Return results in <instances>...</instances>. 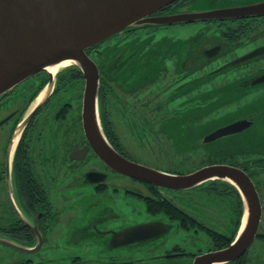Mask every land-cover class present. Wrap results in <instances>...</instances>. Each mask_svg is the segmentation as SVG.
Masks as SVG:
<instances>
[{
	"label": "flooded vegetation",
	"instance_id": "flooded-vegetation-1",
	"mask_svg": "<svg viewBox=\"0 0 264 264\" xmlns=\"http://www.w3.org/2000/svg\"><path fill=\"white\" fill-rule=\"evenodd\" d=\"M195 1H177L152 16L187 13L186 6ZM261 1L264 0H211V5L215 9ZM197 22L203 23L205 28L196 41L192 39L181 44L173 39V34L168 31L178 24H172L156 25L149 30L154 32L152 37L141 34L121 46L116 41H109L92 47L88 55L98 65L100 76H107L111 85L104 87L107 92L104 100L99 99L100 121L101 124H112L116 135L119 123H136L140 125V134L147 131L148 136L152 132L156 145L167 152L168 143L172 142L170 126L183 123L188 130V85H196L201 78V82H205L202 89L213 91L214 78L224 75L230 68L244 66L235 84L237 88L243 86L256 92L255 100L222 106L220 102L212 103L215 100L213 93L203 108L209 107L213 111L214 121L219 123L216 128L243 118L254 119V125L242 134L218 141V147L213 150L207 149L202 161L204 165L199 168L226 164L242 169L252 179L263 211L255 241L247 253L255 254L259 257L258 262L264 264V180L260 179L264 174V55L223 68L264 46V16ZM148 29H144L145 32ZM147 39L152 40L151 45L147 44ZM133 41H137V47L132 52ZM249 44H253L251 49L235 54L236 50ZM151 49L152 54L147 52ZM217 59H225L223 66L209 68ZM72 71L70 67L56 73L38 72L0 95V264H64L50 255L62 245L63 250L77 251L64 257L68 260L66 264H193L198 255L227 248L234 240L228 246L218 247L214 239L223 238V233L209 227L188 208L194 196L211 197L212 201L222 196L227 200V195L234 190L227 186L226 194L223 185L230 183L214 179L199 188L177 191L114 171L98 157L85 134L82 118L85 79L82 85L80 72ZM199 72L203 75H197ZM108 101L109 104H102ZM146 110H153L152 115L149 111L146 116ZM232 115H236V119L226 122ZM181 135L182 132L178 136L180 141L176 138L175 150L187 153V139L182 140ZM106 137L121 155L149 166L133 155L120 139L117 141L108 134ZM162 137L167 139L163 144L159 142ZM182 145L183 150H180ZM211 155L228 160L215 163ZM158 169L169 172L175 168L161 166ZM116 178H119L117 182ZM124 178L129 182H124ZM76 181L80 184L76 185ZM211 184L220 189L214 190ZM54 194H59L77 214L72 212L65 218L58 209L61 202L52 199ZM133 197L144 204L147 217L140 224L121 225L119 221L125 213H116L114 209L125 208L130 214H136L129 206L133 202L128 199ZM81 202L87 203V207L81 208ZM218 202L227 219L238 216V205L230 208ZM86 215L82 226L74 225L77 217ZM112 218L114 227H101ZM188 219L196 229H188ZM148 223H158L162 227L154 238L120 246L112 244L115 237L119 240L117 235L125 229ZM181 232L187 237L188 232L191 235L205 233L209 243L191 251L175 237L171 246L163 245L169 237ZM230 237L231 232L225 239ZM87 239L104 243L105 250L99 252L96 260L82 257L83 243ZM6 241L25 248V251L6 245ZM147 246L161 249L129 259H120L113 254ZM246 254L228 264H243Z\"/></svg>",
	"mask_w": 264,
	"mask_h": 264
},
{
	"label": "water",
	"instance_id": "water-1",
	"mask_svg": "<svg viewBox=\"0 0 264 264\" xmlns=\"http://www.w3.org/2000/svg\"><path fill=\"white\" fill-rule=\"evenodd\" d=\"M177 1L180 0H0V95L30 76L48 71V66L61 62L78 66L85 79L82 104L85 134L95 153L110 168L139 181L177 191L189 190L214 179L226 180L237 188L243 201V214L235 242L227 248L198 255L193 262L228 264L250 249L262 217L260 196L247 173L238 167L213 164L188 174H173L130 160L106 138L99 116L101 76L98 65L87 54L88 49L134 28L264 16V1L152 16ZM261 55H264V46L223 68ZM253 125L254 119L243 118L218 128L215 126L216 129L206 133L197 143L201 146L216 143L242 134ZM161 229L158 223L129 227L119 233V240L115 237L112 244L120 246L151 239ZM4 243L25 251L10 241Z\"/></svg>",
	"mask_w": 264,
	"mask_h": 264
},
{
	"label": "rangeland",
	"instance_id": "rangeland-1",
	"mask_svg": "<svg viewBox=\"0 0 264 264\" xmlns=\"http://www.w3.org/2000/svg\"><path fill=\"white\" fill-rule=\"evenodd\" d=\"M187 11L188 12H199V11H208L213 8V5H211V0H197L193 2L192 4L187 5ZM205 28V25L201 22L197 23H191V24H178L176 26H173L168 32L173 34V39L176 41L182 43L188 42L190 40L196 41L199 36L200 32ZM145 30H140V34L145 35ZM165 32H162L164 34ZM154 32H152L151 37L153 36ZM161 35V32H159L158 36ZM253 44L245 45L238 50L235 51V54H243L245 51L251 49V46ZM213 65H211L209 68H218L221 67V65L225 62V59H217L213 61ZM264 64V61L262 62V65ZM223 66V65H222ZM264 67V65H263ZM63 69V68H62ZM67 69V68H66ZM245 69L244 66H238L234 68H230L227 70L224 75H221L220 77H216L213 79L215 86L212 87L213 92L215 94V100L213 102H220V105H230L238 102H247V101H253L256 98V92L252 91L251 89H248L247 87H236V80L238 79L240 73ZM207 70V68L205 69ZM197 75H203L202 72H199ZM238 84V83H237ZM264 98V97H263ZM227 103V104H225ZM212 106V105H211ZM179 110V109H178ZM151 112V114L149 113ZM153 110H146L145 114L148 116L152 115ZM236 119V115H232L227 118L226 122H229L231 120ZM217 124V123H216ZM140 125L133 124H122L119 123L117 125L118 131L117 136L119 137L120 141L124 143L130 152L135 155L137 158H140L142 162L147 163L149 166H154L153 168H160L161 166H165L167 169L170 167H180L182 166V169H188V166H190L191 162H199L203 158V156L198 155H192V157H189L188 152H184L183 145L180 146V150H183L182 152H177L175 150L176 148V138L177 141H180L178 136L181 134V139L185 140L187 139L188 143V130L186 129L185 125L183 123H179L178 125H171L170 128V137L172 139V142L168 143V150L167 152L160 146L156 145V139L153 138L152 132H149L148 136L147 131L144 134H140L138 127ZM204 127L197 128L193 133L194 137L200 136L204 132ZM167 139L162 137L159 142L162 144L166 142ZM206 151V150H205ZM165 154L172 155L171 158L166 156ZM163 171V170H162ZM168 172V171H166ZM176 174H182V173H176ZM261 180H264V174L260 177ZM119 180V178H116V182ZM124 182H129L126 180V178L123 179ZM120 182V181H119ZM76 181V185H79ZM146 192V191H145ZM134 199H128L130 202H133L132 205H129L130 207H133V211H136V214L131 213L129 210H126L125 208H118L115 207L116 213H125V217L119 223L124 226H132L134 224H140L142 221H145L147 215H146V208L144 204L141 202L140 199L133 197ZM209 198V199H207ZM53 201H60L61 206H59V210L65 214V218H68L67 215L74 212L76 213V209L69 208V203L64 201L59 194H54L52 197ZM213 199L211 197H204L202 199L194 196V201L191 206H189L188 210L197 216L201 221H205V223L214 229H217L223 234H228L232 230L231 221L226 218L225 213L220 208V203L217 199L212 201ZM87 203L81 202L80 206L81 208L87 207ZM92 212H94V207H92ZM208 215H207V213ZM140 213V214H138ZM77 214V213H76ZM88 216L85 217H77L74 220V225L76 226H82L85 222V219ZM114 218L110 219L108 222L101 225V227H114L111 225V222ZM205 233H201L200 235H191L188 232V237L184 233H178L174 236H171L168 238L167 242H165L163 245L171 246L173 244V240L175 237L177 238V242L182 245H188V250L195 251L199 248L205 247V242H208V238L205 236ZM176 242V243H177ZM104 243L102 240H86L83 243L82 248V257L87 260H96L99 257V252L104 251L103 248ZM156 245V244H155ZM154 245V246H155ZM154 246L150 247H142L141 249L133 250L131 252L126 253H120L115 252V254L120 259H129L130 257L137 258L141 257L142 253L144 254H153L160 251L161 247L155 248ZM63 245L59 248L54 250V252L50 253L52 254V258H56L58 262L60 263H68L64 257L71 256L72 254L76 253L77 251L74 249H66L63 250ZM109 254V253H108ZM253 257V259H252ZM252 259V260H251ZM259 261V257H257L255 254L253 256V253H247L246 258L243 262V264H255ZM258 264H260L258 262Z\"/></svg>",
	"mask_w": 264,
	"mask_h": 264
},
{
	"label": "trees",
	"instance_id": "trees-1",
	"mask_svg": "<svg viewBox=\"0 0 264 264\" xmlns=\"http://www.w3.org/2000/svg\"><path fill=\"white\" fill-rule=\"evenodd\" d=\"M152 27L155 26H148V27H144V28H134V29H129L126 31H123L122 33L102 42L103 44H105L106 42L109 41H116L118 46H121L125 43H128V41L130 42V40L135 39L134 37H138V35L140 34V30L142 29H148L145 32V36H151L152 32L149 31ZM229 35V33L227 34ZM147 44L151 45V39H147ZM99 46V45H98ZM97 47V46H95ZM137 47V41H133L131 43V51L133 52L134 50H136ZM92 48L87 50V53L89 54L90 50ZM148 53L152 54L153 50H147ZM73 71L78 70L80 73V77L82 78V85H83V73L81 72V70L78 67H71ZM151 68V67H149ZM75 69V70H74ZM72 71V72H73ZM205 78V77H204ZM201 78L197 81L196 85L194 86H189L188 85V154L189 157H192V155L194 154L195 156H203V158L201 159V161L199 162H191L190 161V166H188V169H182V166L177 167L175 169H170V173H182L185 174V172L188 171V173L195 171L197 168H199L200 166H202L201 164L204 165V162H202L204 160V156H205V150L207 149H211L213 150L214 147H218V142L216 143H212L209 145H199L197 142L200 138L203 137V135L201 134L200 136L194 137V131L197 128H201L204 127V132L203 134H206L208 131L214 129V127L216 126V123L214 121L216 116H213V111L208 108H203V105H205L207 103V101L209 100V97H211L213 95V91H211L209 88H204L202 89V86L205 84V82H201ZM105 86H111L110 82L108 81L107 76L103 75L101 77V86H100V91H99V99H101V101L104 100V95L107 93L105 90ZM212 94V95H211ZM114 100V99H113ZM102 104L107 105L109 104L108 102H102ZM103 126V130L105 135L107 136V134L113 138L116 137L117 141L119 139V137L115 134V132L113 131L112 128V124H107L104 123L102 124ZM108 139V138H107ZM111 143V142H110ZM197 143V144H196ZM212 162L214 161L215 163L218 162H227L228 158L225 157H217L216 155H211L210 156ZM206 164V163H205ZM215 181V180H214ZM216 181H219L218 179ZM221 181V180H220ZM214 183H218V182H214ZM204 185V184H202ZM201 185V186H202ZM201 186H198L201 187ZM211 186H214V190H218L220 189V187H218V185H213L211 184ZM227 186H230V188H232L234 190V192L231 191V193H229L227 196V200L225 198H223L221 196V199H223L224 201H221L220 196L219 199L217 197V199L223 204L224 207H230L233 208L235 205H238L240 210L238 211V216H231V225H232V230H231V237L229 239H225L226 235L228 234H222L224 235L223 238H215L214 240H216L218 242V247L222 248L224 246H228L230 244V242H232L235 238V236L237 235L240 226H241V219H242V214H243V201H242V197L240 195V193H238L237 189L233 186L230 185L228 183H225L223 185L224 187V192L227 194V191L229 190V188H227ZM189 191V190H188ZM197 191H201L200 189H197ZM200 193V192H199ZM228 202H232V205H229ZM188 229H196L194 224L188 219Z\"/></svg>",
	"mask_w": 264,
	"mask_h": 264
},
{
	"label": "bare ground",
	"instance_id": "bare-ground-1",
	"mask_svg": "<svg viewBox=\"0 0 264 264\" xmlns=\"http://www.w3.org/2000/svg\"><path fill=\"white\" fill-rule=\"evenodd\" d=\"M72 64V62H61L57 65H51L47 67V70L51 73H56L59 69L62 68H70V65ZM41 98V97H40Z\"/></svg>",
	"mask_w": 264,
	"mask_h": 264
}]
</instances>
